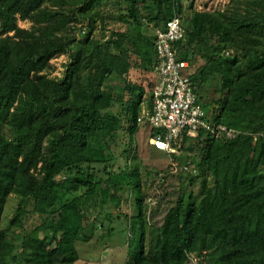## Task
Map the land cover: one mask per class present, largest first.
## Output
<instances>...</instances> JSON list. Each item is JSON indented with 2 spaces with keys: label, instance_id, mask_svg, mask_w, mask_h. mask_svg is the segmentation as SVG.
Instances as JSON below:
<instances>
[{
  "label": "trees",
  "instance_id": "1",
  "mask_svg": "<svg viewBox=\"0 0 264 264\" xmlns=\"http://www.w3.org/2000/svg\"><path fill=\"white\" fill-rule=\"evenodd\" d=\"M107 1L0 0V222L6 198L14 191L22 202L51 211L43 226L23 235L15 246L0 230V264H76L75 242H88L93 236L83 212L87 200L101 192V202L119 207L126 188L136 211L129 216L124 264H187L192 253L204 257L207 264H264V135L259 134L264 130V15L233 21L245 39L243 64L234 55L221 53L235 46L231 22L203 11H192L182 21L186 36L175 44L182 58H188L185 48L202 35L216 42L217 54L209 57V63L214 62L221 74V94L209 119L238 134L225 138L198 131L193 139L199 146L197 173L177 187L160 180L161 196L148 215L138 169L115 172L105 163L118 132L125 129L131 138L140 127L136 118L144 86L127 84L121 119L103 113L114 97L100 88V82L80 90L82 67L92 56L108 73L120 67L106 51L119 46L120 39L101 43L91 39L93 7ZM47 3L59 8L52 10ZM142 10L155 12L147 14L150 20L163 19L158 27L182 13L180 0H127L123 18L131 27L118 34L132 38L127 41L132 45L144 38L139 32ZM77 17L87 20L85 29L77 32L84 36L60 34L74 32L70 22ZM18 18L30 19L33 27L19 28ZM147 43L153 57L145 56V51L142 61L151 70L154 34ZM65 52L71 60L64 77L47 79L42 72L49 60ZM124 54L121 63L126 62ZM204 73V67L199 68L191 73V81L195 84ZM80 93L81 100L73 98ZM147 127L153 144L156 130ZM188 137L183 133L181 139ZM131 145L130 139L127 151ZM40 162L37 178L31 171ZM196 180L200 195L188 188ZM20 210L19 205L12 222Z\"/></svg>",
  "mask_w": 264,
  "mask_h": 264
},
{
  "label": "rangeland",
  "instance_id": "2",
  "mask_svg": "<svg viewBox=\"0 0 264 264\" xmlns=\"http://www.w3.org/2000/svg\"><path fill=\"white\" fill-rule=\"evenodd\" d=\"M127 0H110L93 7L95 23L91 35L92 42H103L111 38L120 39V45H111L106 49L108 55L115 57V67L120 66L116 71L108 73L107 69L100 66V63L92 56L91 62L85 61L81 70V87L85 91L89 83L96 84L100 82L102 90L111 92L114 100L104 109V114L124 116V107L127 103L128 90L126 86L130 84H141L145 88V97H143L144 111L149 109V96L153 76L146 62L142 61V54L147 51L145 56L153 57L152 47L147 40H152L154 31L158 25H161L163 19L150 20L147 14L154 15V11L142 10L140 17L143 25L139 29L143 40L135 45L130 44L132 38H121L118 33H128L127 28L131 26L127 23L128 19L123 18L126 11ZM182 13L178 15L180 19L186 22L191 12H209L212 15L223 19L226 23L231 22L232 37L235 40V46L228 50H221L226 57H237L240 64H243L247 56L242 51L245 44L243 33L236 28L233 21L236 19H252L264 15V0H180ZM48 8L56 10L58 4L47 3ZM189 5H192L191 11ZM262 20V19H261ZM183 22V23H184ZM87 20L81 17L72 19L70 25L74 32L62 31L69 38L76 36L80 39L84 34H77L81 29H85ZM17 26L22 29L30 30L33 22L30 19H17ZM82 32V30H81ZM136 33V31H133ZM8 35H13L9 33ZM132 35V34H131ZM264 42V34L262 37ZM143 42V43H142ZM214 39L209 35H202L194 43L186 47L187 60L190 71L196 72L204 67L203 77L195 81V88L199 103L203 105L208 117L217 111L218 98L221 94V74L214 69V62L209 63V57L217 54L214 50ZM258 46V45H257ZM259 48L262 44H259ZM85 48H88L86 45ZM126 53L125 60L124 58ZM108 57V56H107ZM90 58V57H89ZM71 60L69 52L59 53L53 56L42 74L50 80L56 81L62 79L67 65ZM144 67V68H143ZM125 70L126 72H121ZM74 99L81 100L82 93L73 95ZM142 109L140 104L139 112ZM5 131L9 130V125L3 124ZM264 135V130L259 133ZM131 139V149L127 151L129 140ZM193 137L182 138L175 145V152H164L156 149L150 141V129L146 126L138 127L137 131L130 138L125 129L118 132L114 140L108 146L109 156L106 159L108 165H112V171L119 169H128V167L138 169L142 192L145 194L144 204L147 208V214L155 208L158 199L161 196V187L159 181L163 180L164 185L177 187L187 183L191 175L198 171L197 162L199 160V146L196 145ZM46 145V142H43ZM40 162L31 172L39 178L41 176ZM98 166V165H96ZM212 180L208 177V181ZM191 187V188H190ZM188 188L192 189L194 194L200 195L198 180L194 181ZM79 191L78 193H80ZM130 189L121 195L120 206H113L111 203L101 202V192L92 194L83 207L86 222L92 225L93 236L88 242H75V248L78 253L76 264H124L127 259V236L129 231V216L136 211L133 205ZM62 202L59 200L55 206ZM21 206L20 216L16 222H12L17 213L18 206ZM50 210H38L32 202H22L21 196L17 192H12L6 198L3 213L1 216L0 230L5 232L6 239L11 245L19 243L20 238L28 232L39 228L45 224L49 218ZM148 217V216H147ZM93 223V224H92ZM13 253V251H12ZM11 252L6 255L9 256ZM204 254V253H203ZM202 254V255H203ZM189 260L195 264H207L204 257L197 253H192Z\"/></svg>",
  "mask_w": 264,
  "mask_h": 264
},
{
  "label": "built area",
  "instance_id": "3",
  "mask_svg": "<svg viewBox=\"0 0 264 264\" xmlns=\"http://www.w3.org/2000/svg\"><path fill=\"white\" fill-rule=\"evenodd\" d=\"M186 30L178 15L166 20L154 31L155 61L151 68L153 82L149 109L144 104L138 113V126L156 130L153 145L164 152H175V145L183 133L189 137L198 131L215 137L233 138L238 131L224 124L210 121L199 103L195 84L191 81L189 62L180 56L175 44L183 41ZM189 260L187 264H195Z\"/></svg>",
  "mask_w": 264,
  "mask_h": 264
}]
</instances>
